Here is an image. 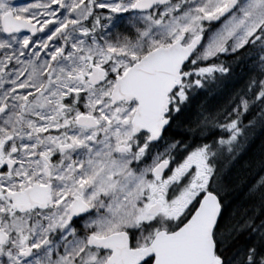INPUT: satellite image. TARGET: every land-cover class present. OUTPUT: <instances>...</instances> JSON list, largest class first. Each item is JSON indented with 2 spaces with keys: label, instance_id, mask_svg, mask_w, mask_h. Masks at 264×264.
I'll list each match as a JSON object with an SVG mask.
<instances>
[{
  "label": "snow or ice",
  "instance_id": "1",
  "mask_svg": "<svg viewBox=\"0 0 264 264\" xmlns=\"http://www.w3.org/2000/svg\"><path fill=\"white\" fill-rule=\"evenodd\" d=\"M257 129L264 0H0V264H264Z\"/></svg>",
  "mask_w": 264,
  "mask_h": 264
},
{
  "label": "trees",
  "instance_id": "2",
  "mask_svg": "<svg viewBox=\"0 0 264 264\" xmlns=\"http://www.w3.org/2000/svg\"><path fill=\"white\" fill-rule=\"evenodd\" d=\"M236 71L240 72L241 69L236 68ZM239 86V84H236V87ZM209 102L216 103V101L212 100ZM262 145H264V132L257 129L249 142L247 151L241 154L239 162L230 169L228 175L232 188L227 197L231 203L239 204L245 202V193L248 185L254 182L261 174L256 161L259 159Z\"/></svg>",
  "mask_w": 264,
  "mask_h": 264
},
{
  "label": "flooded vegetation",
  "instance_id": "3",
  "mask_svg": "<svg viewBox=\"0 0 264 264\" xmlns=\"http://www.w3.org/2000/svg\"><path fill=\"white\" fill-rule=\"evenodd\" d=\"M15 3H24L25 0H14Z\"/></svg>",
  "mask_w": 264,
  "mask_h": 264
}]
</instances>
